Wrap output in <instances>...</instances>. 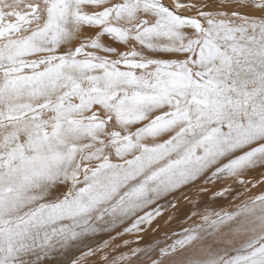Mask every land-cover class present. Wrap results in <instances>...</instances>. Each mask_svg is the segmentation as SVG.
<instances>
[{
  "label": "snow or ice",
  "instance_id": "1",
  "mask_svg": "<svg viewBox=\"0 0 264 264\" xmlns=\"http://www.w3.org/2000/svg\"><path fill=\"white\" fill-rule=\"evenodd\" d=\"M0 264H264V0H0Z\"/></svg>",
  "mask_w": 264,
  "mask_h": 264
},
{
  "label": "bare ground",
  "instance_id": "2",
  "mask_svg": "<svg viewBox=\"0 0 264 264\" xmlns=\"http://www.w3.org/2000/svg\"><path fill=\"white\" fill-rule=\"evenodd\" d=\"M180 203H181V205H185V202L183 201V199H181ZM225 205H227V204H225ZM190 207H191L190 205L182 206L180 211L178 213H176L173 220L168 225L165 224V218H164V220H161L159 231L155 232V233L149 232L148 235L145 236L144 242L145 243H152L154 240H163L165 233H170L172 231L179 232L181 229V223L184 219L183 213L185 211H187L188 209H190ZM169 214H171V213H169ZM165 217H167V215Z\"/></svg>",
  "mask_w": 264,
  "mask_h": 264
},
{
  "label": "rangeland",
  "instance_id": "3",
  "mask_svg": "<svg viewBox=\"0 0 264 264\" xmlns=\"http://www.w3.org/2000/svg\"><path fill=\"white\" fill-rule=\"evenodd\" d=\"M225 204H227V202H225ZM225 206H227V205H225ZM165 220H167V217H165Z\"/></svg>",
  "mask_w": 264,
  "mask_h": 264
}]
</instances>
